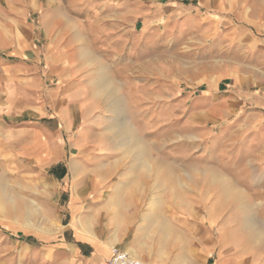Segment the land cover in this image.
Masks as SVG:
<instances>
[{
	"label": "rangeland",
	"instance_id": "374dc122",
	"mask_svg": "<svg viewBox=\"0 0 264 264\" xmlns=\"http://www.w3.org/2000/svg\"><path fill=\"white\" fill-rule=\"evenodd\" d=\"M220 5L227 10L244 5L264 23V0H41L33 6L56 9L59 23L81 30L85 41L121 40L132 47L124 59H82L99 120L93 134L105 148L92 162L99 196L83 203L81 215L95 206L91 221L101 240L127 229L123 246L111 249L131 244L140 230V251L150 257L154 246L168 251L184 232L186 255L179 264H215L214 243L222 237L239 248L249 244L246 264H264V185L257 176L258 146L248 143L243 127L249 106L239 94L248 89L232 80L213 85L221 66L211 58L212 40L199 39ZM38 12L29 14L31 26L38 25ZM3 58L0 54V86L11 81L23 87L13 69L36 59ZM238 61L235 68L249 70ZM39 63L45 89L56 87L59 81L49 79L45 59ZM4 65L12 67L10 74ZM3 98L0 94V264H58L61 257L45 250L60 242L62 226L72 220L71 180L57 183L32 158L11 159L21 142L11 143L3 131L26 123L1 104ZM230 103L235 111H228ZM81 117L76 114L74 135ZM56 122L41 124L56 133L61 130ZM206 249L212 251L208 263L207 256L194 258L193 251Z\"/></svg>",
	"mask_w": 264,
	"mask_h": 264
},
{
	"label": "crops",
	"instance_id": "0c3cea01",
	"mask_svg": "<svg viewBox=\"0 0 264 264\" xmlns=\"http://www.w3.org/2000/svg\"><path fill=\"white\" fill-rule=\"evenodd\" d=\"M25 1L0 0V54L4 55L3 59H36L33 65L21 62L13 69L15 82L19 81L23 87L11 81L0 86V94L4 96L1 104L10 107L12 115L23 118L22 122L26 123L19 129L6 128L3 138L12 139L11 143L21 142L11 159L32 158L38 168L57 183L71 180L68 213L72 220L62 226L63 230L58 235L60 242L47 248L45 253L60 256L62 261L58 264H105L111 257L112 244L120 242L122 245L127 229L121 227L113 239L106 237V240H101L91 221V215L97 212L95 206L87 210V215H81L83 203L91 195L99 196L101 188L93 173L92 162L105 148V144L93 134L99 120L94 115L97 111L91 99L94 93L90 83L86 82L88 72L82 59H124L132 47L124 46L121 40L85 41L81 30L59 23L61 18L56 9L41 8L38 12L33 6L41 0H29V6ZM34 12H38L37 26H31L27 19ZM252 14V9L244 5L240 9L231 6L228 10L220 5L208 18L210 25L203 29L199 39L208 37L212 40L211 58L221 66L213 76L217 82L213 85L218 87L221 81L232 80L235 85L241 87L243 84L248 89L239 92L244 105L249 106L250 117L244 121L243 127L249 132L248 143L258 146L255 154L256 166H259L257 176L264 185V23ZM114 37L121 38L118 35ZM40 59H45L48 65L49 79L59 81L56 87L46 86L45 89ZM131 59H138V55ZM238 60L247 64L249 70L243 72L235 68V64L241 62ZM4 67V73L10 74L12 67ZM29 71L35 72V76L20 75ZM6 78L13 80L9 75ZM253 89L256 90L253 92ZM233 105L229 104L228 111L236 110ZM77 113L82 116V128L74 135ZM46 121H57L61 130L50 132L46 125L41 124ZM35 144L42 146L35 150L31 147ZM69 157H73L71 162L67 161ZM140 232L135 234L131 244L121 249L151 264H179V259L186 255V237L182 232L179 234L182 238L168 251H162L153 244V256L145 257L140 251ZM249 249V244L239 248L230 239L222 237L214 243L213 251L218 250L215 264H246L251 254ZM211 252L206 249V254H202V251L195 250L193 255L195 259L207 256L208 263Z\"/></svg>",
	"mask_w": 264,
	"mask_h": 264
},
{
	"label": "built area",
	"instance_id": "2783aa9c",
	"mask_svg": "<svg viewBox=\"0 0 264 264\" xmlns=\"http://www.w3.org/2000/svg\"><path fill=\"white\" fill-rule=\"evenodd\" d=\"M107 264H149L146 261L131 256L128 252L114 247L111 249V257Z\"/></svg>",
	"mask_w": 264,
	"mask_h": 264
}]
</instances>
